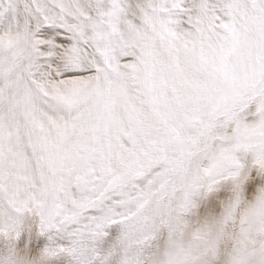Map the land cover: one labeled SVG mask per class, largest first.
<instances>
[{
    "label": "snow or ice",
    "instance_id": "snow-or-ice-1",
    "mask_svg": "<svg viewBox=\"0 0 264 264\" xmlns=\"http://www.w3.org/2000/svg\"><path fill=\"white\" fill-rule=\"evenodd\" d=\"M0 264H264V0H0Z\"/></svg>",
    "mask_w": 264,
    "mask_h": 264
}]
</instances>
